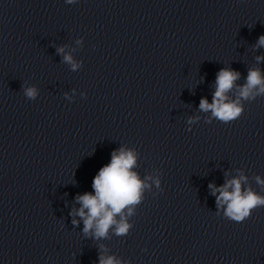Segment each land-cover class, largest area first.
Wrapping results in <instances>:
<instances>
[{"label": "clouds", "instance_id": "obj_1", "mask_svg": "<svg viewBox=\"0 0 264 264\" xmlns=\"http://www.w3.org/2000/svg\"><path fill=\"white\" fill-rule=\"evenodd\" d=\"M76 2L77 0H66L67 4ZM255 47H264V35L258 38ZM58 52L63 53L64 49L59 48ZM63 59L72 64L73 70L78 67L71 55L65 54ZM256 60L257 63L264 61V56H257ZM240 75L231 68L220 69L216 75L212 101L209 103L206 97L201 98L200 111L210 112L212 118L225 124L238 120L244 113L245 101H253L259 96H264V73L260 68H249L243 85L236 83ZM22 87L28 99H36L38 91L35 87L23 85ZM233 89H236L234 99L229 96ZM194 119L189 118L188 124L191 125ZM188 131H191V128H188ZM136 161L137 153L134 150L121 147L113 151L110 162L101 167L93 177L91 185L93 191L77 194L75 200L80 207L74 208L70 215L73 217V225H78L80 222L76 217L83 221L85 235L92 233L94 238L99 239L106 237L110 230H113L117 236H125L129 233L133 225L128 222L127 217L133 215L134 207L141 203L144 190L149 187L133 170ZM255 180L258 185L264 186V178L256 176ZM246 182L247 177L241 174L227 180L220 187L209 185L212 195L216 196L217 209L224 208V216L237 223L250 218L255 209L264 207V196L253 191L250 186L242 188V184ZM154 183L160 188L159 179H155ZM99 264H121V262L113 256L101 255Z\"/></svg>", "mask_w": 264, "mask_h": 264}]
</instances>
